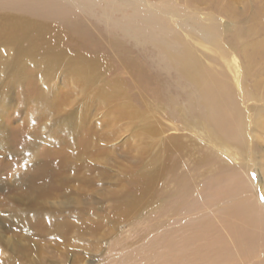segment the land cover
Here are the masks:
<instances>
[{
	"label": "rangeland",
	"instance_id": "374dc122",
	"mask_svg": "<svg viewBox=\"0 0 264 264\" xmlns=\"http://www.w3.org/2000/svg\"><path fill=\"white\" fill-rule=\"evenodd\" d=\"M61 1L68 5V18L75 21L72 24L61 15L44 18L35 11L17 10L14 5L4 11L5 19L16 15L20 23H39L43 29L40 34L33 32L34 44L21 41L26 50L34 46L40 52V61L25 68L27 80L18 77L20 83L8 84L0 69L1 140L7 139L6 144L9 138L12 143L17 138L33 137L36 131L30 126V118L48 112L57 120L73 117L77 123L69 131L55 134L66 138L59 150L50 145L47 138L51 136L46 130L42 132L47 137L39 139L36 145L21 144L19 149L25 154L18 153L16 158L6 153L12 146L0 145V188L8 186L3 192L0 190V199L24 190L10 184L14 177L23 176L26 168L30 172L34 161H47L50 169H56L53 157H60L64 165L68 158L69 171L60 168L61 174L70 180L75 173L88 187L81 197L87 208L86 217L79 220L81 226L67 230L75 231L82 241L74 247L77 244L72 240V252L65 258L58 254L54 258L45 252L52 239L41 238L37 235L41 232L35 233L31 228L13 231L1 236L5 243L0 240V264H38L35 260L39 258L43 259L41 264H119L130 256L143 258L145 252H150L144 251L149 247L153 255L162 254L159 246L164 240L173 242L172 250L179 251L180 238L194 239L195 234L210 228L221 230L225 209L245 203L255 208L257 204L264 206V0ZM213 15L220 22L218 43L212 40L214 36L207 38L202 31ZM78 24L82 28L87 26V31H80ZM183 43L207 71L219 74L224 83L232 86L234 104L229 110L239 117L240 124L230 139L219 142L220 137H209L214 124H220L219 117L211 118V108L193 107L191 86L164 59V48L175 55ZM10 49L12 52V46ZM50 52L60 54L63 66L76 58L80 63L71 71L48 66V58L53 57ZM7 54L4 52L3 56L7 58ZM234 64L242 72L237 83ZM33 69L35 75L29 71ZM79 69L85 75L77 76ZM32 87L44 95V105L32 106ZM123 102L128 103L127 112ZM81 119L85 124L78 128ZM34 124H47L48 129L50 123L36 119ZM164 157L166 164H179L174 170L177 177L188 175L194 186L193 196L176 186L169 167L165 173L160 172ZM9 162L13 164L10 166ZM74 163L80 166L77 173L73 172ZM139 179L141 190L149 192L144 194L148 201L135 213L128 210L132 221L125 220L126 217L116 219L113 216L117 211H126L125 193L130 195L133 181ZM233 184L239 188L228 194V187ZM57 194L51 196L52 201H65ZM74 197L71 193L66 199ZM136 200L141 201L138 196ZM253 213L259 214L257 210ZM94 223L96 228L90 230ZM28 243L37 245L30 244L34 247L30 250ZM15 246L21 250L14 249Z\"/></svg>",
	"mask_w": 264,
	"mask_h": 264
},
{
	"label": "bare ground",
	"instance_id": "6f19581e",
	"mask_svg": "<svg viewBox=\"0 0 264 264\" xmlns=\"http://www.w3.org/2000/svg\"><path fill=\"white\" fill-rule=\"evenodd\" d=\"M199 1H201V3L205 2V0H199ZM11 5H14L12 7L17 10L21 9L22 11L24 9V11H30V10L35 11L36 13L42 15V17L44 18H49V17L54 18L56 16L60 17L59 15H61L62 17L64 16L68 24L69 22L71 24L72 22H75L73 19L68 18V11H69L68 10L69 8L67 7L68 5L67 3L65 4L61 0H0V59H4V60H0V69H2V73L4 77L8 79L7 80L8 84L9 83L12 84L14 83V81L20 83L21 80L18 77H21L22 80L24 81L27 80L29 77L28 74L25 72L26 66L28 65L32 66V64H34L35 62L40 61V59H38V57L40 56V52L34 49L35 48L34 46H32V48L29 51L26 50L21 45V41L26 40L25 42L29 41V43L34 44V41H32V38H34L33 32L40 34L43 29L42 25L39 23L36 24L35 22H31L32 24L30 26L28 23L27 24L20 23L21 20L17 21L16 15L10 16L9 18L5 19L7 13H5L4 11L7 8H12ZM226 10L228 9L226 8L225 11ZM225 14L228 16V13ZM262 14L264 13L262 12ZM13 20H15L14 22L17 23L16 27H15L16 23H13V25L10 26V22ZM11 27H15V28L13 29ZM86 27L82 28L79 25L78 29L84 32L87 31ZM202 31L205 32L207 38L210 37L211 39V37L214 36V39H212L215 40L214 43H218L220 41L218 38L221 36L220 22L214 17V15L209 17V19L206 22V26L202 27ZM13 36L15 38L10 39V37L12 38ZM211 45L214 46L213 43ZM11 46L13 49L12 52L10 49ZM163 51H164L163 55H165L164 59L167 65L177 70L186 80V82L191 86L193 107L211 108V118L213 119V117H219L220 124L219 125L214 124L213 133L209 135V137L211 139L213 138L217 139L220 137L221 139L218 140L219 142H221L220 140L230 139L231 136L235 134L234 133L235 128L240 124L239 117L238 118L235 117V114L229 110L232 108L234 104L233 94H232L233 90L231 88L232 86H229L226 83H224L222 81V77H220L219 74L207 71L205 69L204 64L199 63L200 61L199 58L197 59L196 56L193 55L191 49L186 44L183 43V45L179 47L178 53L175 55L165 50V48L163 49ZM4 52L9 53L6 55L7 58L3 56ZM56 53L57 52L54 53L52 52L50 54V56L52 55L53 57L49 56L50 58H48L47 62L50 65H48L47 63L48 66H52V67L58 66L57 69H59L60 67L63 68L66 67L65 68L66 70L69 69V71H71L72 68L76 66V64L78 63L79 58H76L75 60L73 61L71 60V62H68L66 66H63L60 58V54L58 55ZM35 56L37 57L34 58ZM228 63L229 62L226 60L225 64L230 68V64ZM77 68H79V66ZM232 68L234 72V79L236 80L237 83L238 77L240 76V74H242V72L238 70L235 64ZM29 71L34 72V69ZM33 72L31 74H33ZM35 73L37 75V71ZM79 75H85L82 69H79L77 76ZM44 77L45 75L41 79L42 80L45 79ZM33 82L34 81H31L29 83L33 84ZM31 91L35 92L34 89ZM43 98L44 95L40 94L39 91L35 92V97L33 98V101H31L32 106L37 107L39 105H44L45 102H43ZM47 104L50 105V101ZM49 105L47 107H49ZM122 106H124L123 110L127 112L128 103L123 102ZM52 114H53L52 112L50 113L48 112L46 115L42 114L41 116H37L35 119L30 118L31 124L30 123L29 124L31 128L36 131V134L33 137L27 136L26 139L17 138L12 143L9 138L6 144L5 141L7 139L1 140L0 138V145L2 147L12 146L11 148L6 150V153L10 155H14L16 158L18 153L25 154V151H21L19 149L21 144L32 146L39 139H43V138L45 139L47 137L46 136L47 133L44 132L45 134H43L42 131L46 130L49 132V135L51 136V138H47L49 139L50 145L54 146L53 148L59 150V148L63 147L62 145L64 144L66 138L64 139L63 137H60L58 135L56 136L55 134L63 130H65L66 132L69 131V128L74 126V124L77 123V121L72 120L73 117H70V120L67 121H60L57 120L58 117L53 118ZM36 119L37 121L39 119L47 120L48 123H50L48 129H47V124H44L43 126H41L40 124H34L32 126L33 121H36ZM85 120L83 119L80 120V125L78 126V128L80 126H84ZM72 129L75 130V128ZM31 130L30 132L32 133L33 131ZM75 131L77 132V130ZM1 134H3V131H0V136ZM67 137L69 138L70 136ZM79 138H81L80 135ZM34 145H36V143ZM2 150H5V148H2ZM170 152L172 153V151ZM166 154H168V152H166ZM52 159L55 160L54 163L55 166L57 167L56 169H50L51 167L48 166L50 163H47V161L40 162L39 160L38 162L34 161L33 163L34 168H31L30 172L27 173L28 169L26 168L24 170L25 174L23 176L16 178L14 177V180L11 182L12 184H10V186L13 185L14 188L20 186L24 190L17 195L7 196L5 198L0 199V240H2L1 236L3 234L11 233L13 231H18V230H23L25 228H29V229L31 228V230L34 231L35 233L36 231H38L37 233L41 232V235L37 234L41 238L52 239V241H50L51 243L49 244V247L45 250L47 255L54 257L55 254H58L57 255L58 257L65 258L66 255L71 253L73 250V247L70 248L71 241L73 240L76 244L79 243L77 241H82V237H77L75 231H72V233L69 232L71 231L73 226H77V227L81 226L79 220L83 218L85 219L86 217L87 208L84 204V201H82L81 197L83 196L82 193H86L85 190L88 187L87 185L79 181L80 177H76L75 173H73V176H71L70 180L68 177L63 176L61 174L60 168L64 169V167H66L67 170L69 171L70 161L68 160V158H66L65 165L63 164V162H60L61 160L60 157L57 158L53 157ZM165 160H167L166 157L162 159L160 167L158 168L160 172L165 173V171H168V167H169L170 170L173 171L172 177H173V181L176 183V186L180 188L183 187L184 190L181 191L184 194L193 196L194 186L191 184V181L188 179V175H183L184 174L183 173L182 175H178L177 177V174L175 173L174 170H177L176 167L179 164L176 162H170L169 164H166ZM164 161L165 163L163 164ZM12 164L13 163L9 162L10 166ZM81 165L83 167V164ZM73 166H74L73 172L77 173L80 166L79 167L76 166L75 163L73 164ZM89 166L91 165L90 164L88 165V170H89ZM3 167L5 168L7 166L3 165ZM85 176L87 175L85 174ZM0 178L2 180V177ZM85 181H88V179H86ZM133 182H134V187L132 189H129L131 190L130 195H127L125 193V201L123 202L124 203L123 208L125 207L126 211L121 212L119 214H117L118 213L117 211L115 216H113L118 220L121 219L122 217L123 218L126 217L125 220L132 221L131 219L133 215L128 214V210L132 209L135 213L139 211V209H141V207L143 206V204H145V202L148 201L144 196V194L149 192H145L144 189L141 190L142 182L140 181V179ZM232 183H235V181H232ZM5 186L7 185L4 184L0 188L2 192L4 191ZM68 186L70 190L68 189ZM236 187L239 188V186L235 184L228 187L227 193L228 194L233 193ZM57 192H58L57 195H59V197H63L65 201L64 200L63 202L52 201L51 196H53V194ZM261 192L263 193V197H264V191ZM71 193L75 195V197L71 200H67L66 199L67 195ZM137 196L140 197V200L142 202L138 201L139 199L136 200ZM260 207L262 209L264 208L262 204H257L256 208L253 204L251 205L247 203L243 205L237 204L233 209L228 208L224 210L220 224L221 230L220 229L215 230L214 228L209 227L210 228L209 231L204 232L203 230L202 232H198L197 234H195L194 239L187 237H184V239L180 238L178 240L179 251L172 250L173 242H168V241L166 242L164 240L162 244H160L159 246V250L161 251L162 254L157 255V253H155V255H153L151 251V247L147 249L144 248L145 249L144 251H150V252H145L146 254L143 255L144 256L143 258L140 259V257L138 256L139 258L134 259L133 256H130L127 257L125 262L120 261L119 263L118 261V263L127 264L126 263L127 261L133 260V262L138 261L137 262L138 264H264V255H263L264 243H262V241L264 242V214L262 212L263 210ZM253 210H257L259 214L257 216L254 213L252 214ZM96 226L97 225L94 223V226L91 227L90 230L95 229ZM67 230H69V232ZM98 230L99 229H97L96 231ZM34 234L32 233L31 235ZM92 236L94 237V234H92ZM34 237L35 236H32V238ZM98 238L100 237L98 236ZM98 238L96 239L95 243L99 242L97 241L99 240ZM27 239L30 240L28 237ZM37 239L40 240L39 238ZM2 242L4 244L5 239L4 241L2 240ZM30 244L33 245L32 243H28V248L30 250H33L34 247H32ZM79 244L75 245L74 247L79 246ZM189 244H191L190 245L191 248L189 247L187 250ZM39 245L41 247L43 246V244H39ZM36 247L39 248L38 246ZM14 249L21 250L19 246H15ZM184 249H186L187 251L184 252ZM24 250L25 249L22 250V254L24 253ZM59 250L62 252L61 253L57 252ZM28 253L29 252L27 251V254L25 255H28ZM14 255L16 254L14 253ZM29 256L27 257L29 258ZM42 261H43L42 258L35 260V262H37L38 264H41ZM61 262L62 260L60 261V263Z\"/></svg>",
	"mask_w": 264,
	"mask_h": 264
},
{
	"label": "snow or ice",
	"instance_id": "6c2138e0",
	"mask_svg": "<svg viewBox=\"0 0 264 264\" xmlns=\"http://www.w3.org/2000/svg\"><path fill=\"white\" fill-rule=\"evenodd\" d=\"M262 199H264V197H262Z\"/></svg>",
	"mask_w": 264,
	"mask_h": 264
}]
</instances>
